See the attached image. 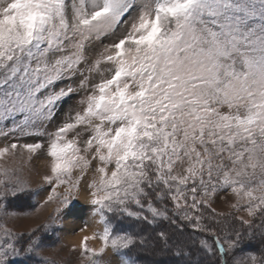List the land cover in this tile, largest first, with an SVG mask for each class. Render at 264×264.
I'll use <instances>...</instances> for the list:
<instances>
[{
  "label": "snow or ice",
  "instance_id": "6c2138e0",
  "mask_svg": "<svg viewBox=\"0 0 264 264\" xmlns=\"http://www.w3.org/2000/svg\"><path fill=\"white\" fill-rule=\"evenodd\" d=\"M0 138V264H264V0H0Z\"/></svg>",
  "mask_w": 264,
  "mask_h": 264
},
{
  "label": "rangeland",
  "instance_id": "374dc122",
  "mask_svg": "<svg viewBox=\"0 0 264 264\" xmlns=\"http://www.w3.org/2000/svg\"><path fill=\"white\" fill-rule=\"evenodd\" d=\"M109 40H105L104 43H108ZM76 98H73V101ZM73 102L70 101L69 104H65L64 105V111H66L69 107L70 104H72ZM63 112L61 113V116H63ZM24 141H20V143H23ZM8 143H11V141H8ZM5 144V141L3 140V138H0V147H3ZM50 159L48 157H46V154H41V155H37L36 153L31 154V156L29 155V153L26 150H20L17 149L15 152V155H10V154H6L3 157H0V165H6V166H14L16 164H19L21 167H23L25 169L26 172H28L29 170H39L41 172H43L46 169V164H47V160ZM91 174L89 173V176ZM81 204H85L86 202L81 199ZM222 210H227L226 206H223ZM88 222V226L90 229V226L94 225V220L93 218L89 215V211L86 208L85 211L83 212L82 215L78 216V217H69L66 219L65 221V229L63 232L60 233V241L58 242L57 247H59L60 245H63L62 250L57 254L56 252L53 251H49L48 254L52 255L54 258L56 259H62V258H66L67 260V264H77V260H78V253L76 252H72L71 249L73 248V246H76L77 248L79 247V243L80 240L82 238V236L78 239V241L75 239V237L81 233L79 231V229L81 227L84 226L85 222ZM9 226H14L17 229L22 228V227H26L27 224H21L18 223L16 221H10L9 222ZM89 231V230H87ZM85 231V232H87ZM91 235V232L90 234ZM92 242L97 243L96 246L93 245ZM87 244L90 247H98L99 246V241L98 240H89L87 241ZM108 258V254L106 253L105 255H103L101 257V259H107ZM113 260H115V258H113Z\"/></svg>",
  "mask_w": 264,
  "mask_h": 264
},
{
  "label": "bare ground",
  "instance_id": "6f19581e",
  "mask_svg": "<svg viewBox=\"0 0 264 264\" xmlns=\"http://www.w3.org/2000/svg\"><path fill=\"white\" fill-rule=\"evenodd\" d=\"M92 227H93V226L91 225V226H90V229H91ZM90 232H91V231L89 230V231L84 232V233H79V234L75 237V239L78 241V239H79L82 235H89ZM92 243H93L94 246L97 245V243H95V242H92Z\"/></svg>",
  "mask_w": 264,
  "mask_h": 264
}]
</instances>
